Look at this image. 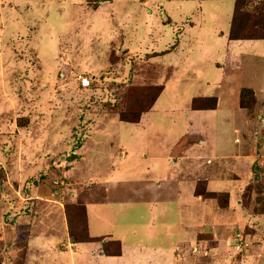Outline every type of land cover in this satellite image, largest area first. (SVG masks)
Returning a JSON list of instances; mask_svg holds the SVG:
<instances>
[{"label": "rangeland", "instance_id": "rangeland-1", "mask_svg": "<svg viewBox=\"0 0 264 264\" xmlns=\"http://www.w3.org/2000/svg\"><path fill=\"white\" fill-rule=\"evenodd\" d=\"M15 2H38L40 13ZM263 6L264 0H249L243 9L259 14ZM233 8V0H112L98 11L87 8L85 0H7L4 11L0 9L6 39L0 40V143L8 147L6 160H16L13 147H33L25 156L38 165L51 163V172L40 173L37 181L51 179L47 192L55 200L66 192L75 171H93L103 162L108 171L122 173L128 180L109 185L108 190L112 197L126 194L118 200L121 224L145 236L148 246L141 251L144 258H139L151 264H212L178 244V227L180 236L187 232L192 239L202 226H215L219 232L228 224V237H233L242 227H234L235 223L243 221L235 196L250 179L241 198L249 222L233 245L237 260L251 257L256 243L246 236L258 233L264 240V40L228 39ZM9 30L15 31V38ZM172 30L182 32L178 46L161 55L176 40ZM138 37L141 40H134ZM139 42L140 46H133ZM123 43L131 48L127 54L121 49ZM153 53L157 55L149 57ZM78 76L88 78L91 86L81 92L78 104L64 109L61 98L68 92L73 96ZM146 86L161 89L157 103L138 125L120 122L118 112L138 111L151 100L157 88ZM217 95L220 109L203 111L205 99L192 104L196 98ZM248 154L261 160L252 162L253 175L248 160L241 158ZM190 163L195 167L189 168ZM70 169L74 174L66 179L63 171ZM177 174L192 179L207 176V191L228 192L230 205L221 207L225 195L219 196L220 203L216 198L199 203L188 194L181 199L185 191ZM174 185L179 192H174ZM168 194L175 202L161 200ZM22 203L9 214L11 218L1 216L0 264H22L14 250L25 239L10 222L30 213L28 204ZM142 203H153L152 211L175 206L178 224L169 223L167 214L160 222V217L148 214L151 210L140 207ZM106 210L112 212V207ZM73 212L78 215V208ZM112 216L106 213L103 219ZM77 217L69 224L73 236L83 229L81 214ZM163 225L174 239L165 238ZM238 236L246 248L238 243ZM140 239L128 241V256ZM260 259L264 263V256ZM226 261L221 258L222 264ZM66 263L70 264L67 257Z\"/></svg>", "mask_w": 264, "mask_h": 264}, {"label": "crops", "instance_id": "crops-1", "mask_svg": "<svg viewBox=\"0 0 264 264\" xmlns=\"http://www.w3.org/2000/svg\"><path fill=\"white\" fill-rule=\"evenodd\" d=\"M85 1L87 8L92 10L97 9L96 11L101 9L106 4L112 3V0H85ZM6 3L7 0L0 3L1 10L4 11ZM15 3L17 6H21L25 4L24 7L28 11L33 12L34 14L40 13L39 10L37 9V7H39L38 2H31V3L15 2ZM43 13H46V11H43ZM102 13L99 16V18L102 17ZM10 18L15 20L17 18V15L15 17H12L10 15ZM166 23L167 24L171 23L170 18H167ZM0 32H1L0 40L6 42V39H4L5 38L4 29L0 28ZM172 32L173 34H175L174 38H176L174 44L170 46L169 49L159 54L164 55L170 53L178 46L179 43L178 36L179 35L181 36L182 32L179 33L180 31H177V33H175V31L173 30ZM9 33L11 39L16 37L15 31L12 32V30H9ZM134 40H141V37L135 38ZM252 41H256V40H238L237 42L252 43ZM6 45H8V47L11 48L12 52H14L15 47L14 48L11 47L12 46L11 42H8ZM123 45L124 48L122 47L121 49H123V51H125L127 54V51H130L131 48L128 47L127 44L123 43ZM140 45L141 42L137 44L133 43V46L138 47ZM121 49L119 48L118 50ZM156 55H157L156 53H153L150 54L149 57ZM211 82H213L214 84L215 81H211ZM205 83L209 84L210 82H205ZM82 91H86V90L81 89L80 86L78 88H76L75 86L73 92L76 93V95H74V93H71L73 96H68L70 95V92H68L66 97H62L61 99L64 109L66 108L67 110H69L70 109L69 107L71 105L78 104L81 98L80 95ZM203 99H205V101L203 102L204 104L203 106H207L201 108V109H205L203 111L216 110L221 108L222 103L219 95L208 98L206 97L196 98L195 100H193V102L201 103ZM156 100L153 104L157 103ZM192 104L189 105L188 107L189 109L193 106ZM238 108L240 109L239 105ZM149 110L141 114L139 121L141 120L142 115L147 113ZM137 123H129V124L138 125ZM189 128L190 130H192L191 125H189ZM201 143H203V141ZM2 144L0 143V201H1L0 221H1V216L8 215V217H10V215L12 214V210L13 209L17 210L16 208L18 206H22L23 205L22 202L24 203L26 202L28 204V208L30 212L28 214L21 213L18 217L16 216L14 219L10 220V222H12L13 225L12 229L20 231V234L25 239L21 243V246L15 248L14 250L15 255L18 256L17 258L20 259V262L22 264L27 263V261L28 264H67L66 257L69 259L70 264H141V263L151 264L148 263L145 259L141 260L139 258V257L144 258V254L141 251L145 248L147 249L148 246V241L147 239L145 240V236L143 234L137 235V232L135 230H132L131 227H123V225L121 224L123 218L122 219L119 218L121 211L119 212L117 207L119 204L118 200L122 199L121 194L124 193H119L116 197H112L110 195V190H108V188L110 189V186H112L113 184L125 183L128 180L127 177H122L123 176L122 173L118 175L117 173H115L114 170L108 171L104 167L103 162L99 163L97 167L94 166L93 171L91 170V168L89 170H83L81 173H79V171H75L76 173L73 176V178L71 177V175L74 174L72 173L74 172L73 169H70L69 171H63V173L66 174L65 175L66 179L68 177H71L72 179L66 185L65 187L66 192H63V195L60 197V200H55L54 197H50V195L53 196L54 194L53 193L50 194L49 192H47V185H50L51 179L45 178L43 179L42 182L37 181V175H39L40 173L47 175L51 172V170L48 167L51 163L49 164L42 163L38 165L34 162H29L28 161L29 156L28 155L25 156L26 155L25 153L28 152L29 154L33 152V147H28L29 150H26L27 147L26 148L13 147L16 160H12V163H10L11 162L10 160H6V157H8V155L5 154V149L6 148L8 149V147H2ZM84 146L85 145L83 144L82 147ZM47 148L48 147H46V150ZM21 153H23L24 156ZM121 153H124V150H121ZM31 156L32 158H34L33 155ZM243 157L248 160L247 163L253 175V171L251 170L252 162L254 163L255 161H257L260 163L261 160L255 157L254 154L241 156V158ZM186 159H191V156H186ZM84 165H85V161H84ZM191 166L195 167V164L191 165L190 163L188 167L191 168ZM179 167H181V164L179 165ZM177 175H178V179L181 181L180 184L184 186V191H185L184 193L181 188V191L183 192V197L180 196L181 199H184L185 194H188L191 195L194 199H196V202L199 203H203L204 199L207 198H216L220 203L219 196L225 195L223 197V202L220 203V205L223 208L230 205L228 203L230 198L228 192L217 194V193H210L209 191H207V183H208L207 176L202 175L201 177H198V179H192L189 176L186 177V176H181L180 174ZM191 180H193V182H191ZM249 183H250V179L248 180L244 188L235 196L237 204L240 205L239 213L241 216L243 215L242 217L243 221L241 223H235L234 227L240 224L242 225V227L235 232V235L233 237L232 234L231 236L228 237L227 234L229 231V229L227 228L228 224H225L224 225L225 228L222 227V231L219 232H217L218 229L215 226L214 227L202 226V228H200L199 230L198 229L195 230L192 239L191 238L189 239V234L187 232H185L183 236H180L181 228L178 227V231L176 230L177 233L175 234V239L177 240V242H179L178 244H182L184 245V247L187 246L189 248V252L193 256L202 254L204 257L209 258V261L211 260L212 264H222L221 258L224 257L227 259L226 264H233L234 261H237L238 264H264L260 259L264 256V254L261 255V253H264V240H262L263 235L262 236L260 235L261 237L260 238L258 233L254 235L250 234L251 236L249 235L246 236L248 242L252 238L253 243H256L253 246V249L250 246V249H252L251 257L246 255L247 257H241L239 261L237 260V257L235 255L237 254L236 253L237 249L234 246L235 236L238 233H241L244 229V224L249 222L248 221L249 214L245 206H242V200H241L243 191ZM171 184H169L166 187V191L168 193L171 192V188H170ZM68 185H70V190ZM199 185L201 186V188L199 187ZM174 192H179L178 186H175ZM168 196L170 197H165V196L161 197V200L162 201L167 200L170 201L171 203L175 202V200L172 198L171 195L168 194ZM12 198H14L15 201L10 200ZM6 204L8 205V208H4V205L6 206ZM56 204L59 205V207ZM180 204L181 203H178L177 207H181ZM67 207H70L72 209L81 208L83 210L86 220V234L90 238V240L85 242L84 241L74 242L72 240V236L69 232L70 223H69ZM110 207H112V212L106 210L107 208ZM140 207L146 208L148 209V211L151 210L149 211L150 213L148 212L147 213L160 217V222L163 221L162 215L167 214L170 216V219L168 220L169 223L172 222L178 224L177 223L178 219L174 218V215L176 214L175 212H177L175 210V206L169 207L168 211H165V209L162 208L161 209L158 208L152 211L153 203L152 204L142 203ZM202 209L205 208L202 207ZM153 212H158L159 215H155ZM106 213L113 216L108 220H104L103 215ZM128 217L129 216H127V218ZM152 222H157V221L152 220ZM251 223H254V225L257 226L256 221L252 220ZM162 229L166 232L165 238H168V236H172V238L174 239V235L173 234L170 235L169 231L166 229L164 225L162 226L161 230ZM2 231H4V228L1 227L0 225V232ZM158 231L160 230L157 229V233ZM139 236L143 240L140 243L138 242L134 243L136 244V246H131V250H130L131 255L128 256L127 254H129V252L128 251L126 252V248H127L126 246L128 244V241L134 238L140 239ZM3 237L4 234L1 233L0 246H4V243L2 241ZM180 241L182 243H180Z\"/></svg>", "mask_w": 264, "mask_h": 264}, {"label": "trees", "instance_id": "trees-1", "mask_svg": "<svg viewBox=\"0 0 264 264\" xmlns=\"http://www.w3.org/2000/svg\"><path fill=\"white\" fill-rule=\"evenodd\" d=\"M198 1H206V0H198ZM234 8L232 13V18L230 22V29L228 33V39L230 41H238V40H264V6L262 7V11L259 14H252L248 11H245L243 8L249 2V0H233ZM149 89H156L154 95L152 96L150 101H146V105L139 106L138 111L129 110L128 112H118L119 121L125 123H137L142 113L146 112L151 108L153 103L155 102L157 96L161 93L158 87L155 86H146ZM154 91V90H153ZM207 101V100H206ZM196 102H193V105ZM196 105V104H195ZM124 112V113H123ZM128 114V115H127ZM68 208V207H67ZM70 212H68L69 223L72 224L75 221V218L81 214L83 229L78 232V235H71L72 240L74 242L80 241H88L90 238L86 234V220L84 216V212L81 209H78L79 214L73 212V209L70 208ZM69 211V210H67ZM77 211V209H76Z\"/></svg>", "mask_w": 264, "mask_h": 264}, {"label": "built area", "instance_id": "built-area-1", "mask_svg": "<svg viewBox=\"0 0 264 264\" xmlns=\"http://www.w3.org/2000/svg\"><path fill=\"white\" fill-rule=\"evenodd\" d=\"M77 81L79 83L80 88H82V89H88L91 86L90 80L88 78L83 77V76H78ZM237 238H238V243L241 246H244V248H246L248 246L247 244H244L242 237L238 236Z\"/></svg>", "mask_w": 264, "mask_h": 264}]
</instances>
